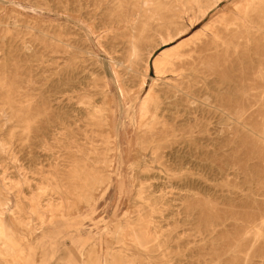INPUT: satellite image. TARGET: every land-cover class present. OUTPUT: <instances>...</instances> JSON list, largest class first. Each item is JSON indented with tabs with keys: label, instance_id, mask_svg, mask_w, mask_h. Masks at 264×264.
I'll return each mask as SVG.
<instances>
[{
	"label": "rangeland",
	"instance_id": "374dc122",
	"mask_svg": "<svg viewBox=\"0 0 264 264\" xmlns=\"http://www.w3.org/2000/svg\"><path fill=\"white\" fill-rule=\"evenodd\" d=\"M155 1L0 0V219L15 250L0 264H264V0ZM156 4L169 28L152 27ZM125 20L147 22L130 73ZM181 43L193 61L158 75L150 58L139 91L147 53ZM149 90L177 101L162 165L146 157L165 170L137 174Z\"/></svg>",
	"mask_w": 264,
	"mask_h": 264
},
{
	"label": "bare ground",
	"instance_id": "6f19581e",
	"mask_svg": "<svg viewBox=\"0 0 264 264\" xmlns=\"http://www.w3.org/2000/svg\"><path fill=\"white\" fill-rule=\"evenodd\" d=\"M157 1V0H156ZM155 1V2H156ZM172 1V0H171ZM137 2L140 3L141 10L145 9L146 4L148 3V0H137ZM154 3V2H153ZM188 6V5H187ZM166 9V7L164 8ZM252 12V11H251ZM235 13V12H234ZM238 13V12H237ZM138 15V14H137ZM242 15V14H241ZM233 16V15H232ZM235 16V15H234ZM238 16V15H237ZM152 19H154V24H152L153 28L155 30L157 29H161L163 27H168L172 24L171 20H166L165 17H167L163 11L161 10V7L159 5H155L154 9H153V15L150 16ZM174 18V17H173ZM151 19V20H152ZM135 21V20H134ZM145 21V20H144ZM147 22H139V23H130L129 21L125 20V24H127V30H128V36H127V43L126 46L128 48V54H127V60L124 63L121 62L124 68L125 73H130V71L132 70V65L133 63H135V55H136V51L137 48L139 46V42L142 39V34L145 31V26H146ZM169 28V27H168ZM208 28V27H207ZM152 30V29H151ZM154 31V30H153ZM155 32V31H154ZM182 34V30H173L170 32H167L166 35H162L161 37V44H167L173 40H175L177 37H179ZM206 34V31L205 33ZM211 34V33H210ZM204 36V35H203ZM202 39V38H201ZM199 40V39H198ZM205 42V41H204ZM210 42V41H208ZM206 42V43H208ZM119 44V43H118ZM210 44V43H209ZM212 44V43H211ZM181 45L183 46V44H179V45H174L172 47H166V48H162L160 49V51L156 54L152 56V52L150 51L149 53H147L145 59H144V69H143V73L141 75L140 78V84H139V91L141 90L142 86L145 83V79L147 74V67L149 64V60L150 58H152V65L153 68L155 70V72L158 75L164 74L166 72L173 71V69H176L177 67H181L182 65H184L185 63L188 62H192L193 59H191L192 57H189V59H182V55L180 54V47ZM204 45V44H203ZM206 45V44H205ZM124 46V45H122ZM116 47V46H115ZM155 47V46H154ZM208 47V46H207ZM143 49V48H142ZM198 49V48H197ZM200 49V48H199ZM198 49V50H199ZM153 50V49H152ZM188 50V49H186ZM185 50V52H186ZM184 53V52H183ZM199 57V56H198ZM201 57V56H200ZM203 59V58H202ZM120 60V59H119ZM199 61V60H198ZM115 63V62H114ZM120 64V63H119ZM192 64V63H191ZM118 66V65H117ZM135 66V65H134ZM187 67V66H186ZM134 68V67H133ZM184 68V67H183ZM133 71V70H132ZM177 73V72H176ZM180 74V73H179ZM192 72H186L183 74V78L186 76L187 78L192 79ZM179 77V76H178ZM185 77V78H186ZM195 77V76H194ZM199 78V77H198ZM202 78V77H201ZM157 79V78H156ZM177 79V78H176ZM195 79V78H194ZM196 80V79H195ZM204 80V79H203ZM193 81V80H192ZM181 83V82H180ZM155 84V83H154ZM166 84V83H165ZM158 85V84H157ZM169 86V85H168ZM172 86V84H171ZM153 87V86H152ZM157 87V86H156ZM179 87V86H178ZM174 88V87H173ZM156 89V88H155ZM153 90V89H152ZM152 90L147 93L148 96V104L146 107V112L143 113L141 115V117L139 118V123L136 125V149L134 151V158H135V162L139 161V167L137 169V174L140 173V171H150L152 168H158L161 169L160 171H164L165 168L160 167L159 165H162L161 162L159 161L161 158V153L159 152L160 148H162V143H160V140L157 138L160 136L161 133L165 132V127L164 124L162 122V118H163V112H164V107L163 105H170L171 103L177 101V98H173L171 93H159L157 96L153 95ZM196 90V89H195ZM158 91V90H157ZM170 91V89H169ZM180 91V90H179ZM160 92V90L158 91ZM164 92V91H163ZM173 92V91H172ZM175 92V91H174ZM181 92V91H180ZM198 93V92H197ZM194 94V93H193ZM139 95L135 96V99L138 98ZM188 98L190 100H194L195 98H193L190 95H187ZM111 97V96H110ZM109 97V98H110ZM175 97V96H174ZM110 101V100H109ZM111 102H109L110 104ZM98 104V103H97ZM106 109V108H105ZM110 109V108H109ZM107 109V110H109ZM112 112V113H111ZM114 115V111L109 110L107 111V113L105 114V120L108 124V128L110 131V127H113V116ZM137 119V118H136ZM133 121V120H132ZM161 123V124H160ZM157 124H160V126H156ZM114 129V128H113ZM142 131L145 133H142ZM109 137H111L109 135ZM112 141V140H111ZM107 143H110V140H107ZM194 143V142H193ZM112 144V143H111ZM191 146V144H190ZM135 147V146H134ZM106 149H108V147H106ZM111 151H115V146H111V148H109ZM146 157H148V159L150 160V162H156L155 164H159V165H150L147 162ZM104 162V160H103ZM110 164H108L109 166ZM153 166V167H152ZM96 177V176H95ZM139 175H137V183L135 184V192L133 194V196H137L138 198H141V200L139 201V205L143 207L144 203L143 200H146V204L148 206V208H150L149 206L151 205V201H153L154 197H152L151 192H148V187L147 185H142V182L139 179ZM109 180V177L106 176L105 178H103V180L101 181V184L99 185V187L102 186L103 183H107ZM98 181V180H97ZM105 185V184H104ZM92 187V186H91ZM96 189V188H95ZM93 188V191L95 190ZM1 194V193H0ZM2 197V196H1ZM86 197V196H85ZM90 199H92L90 197ZM89 200V199H88ZM3 200H1L2 202ZM133 201V200H132ZM137 201V200H136ZM92 202V201H91ZM154 204V203H153ZM134 205H137V202L133 205H131V207H133ZM1 206V205H0ZM130 206V205H129ZM130 207V208H131ZM141 208V207H140ZM145 208V207H143ZM142 208V209H143ZM141 209V210H142ZM192 209V208H191ZM140 210V211H141ZM151 210V209H150ZM152 211V210H151ZM150 211V212H151ZM155 212V211H154ZM152 213V212H151ZM130 214V210L126 211L125 213H123V216L121 217V220L119 221H125L129 222V215ZM152 215V214H151ZM153 216V215H152ZM151 216V217H152ZM149 216V218H151ZM154 217V216H153ZM147 218V217H146ZM155 218V217H154ZM153 218V219H154ZM188 218V217H187ZM152 219V220H153ZM156 219V218H155ZM116 220L112 219L111 223H114ZM146 221V220H145ZM144 221V222H145ZM149 221V220H148ZM151 221V220H150ZM154 222V221H153ZM146 223V222H145ZM159 223V222H158ZM191 223V222H190ZM151 224V223H150ZM42 225V224H41ZM148 225V224H147ZM160 225V223H159ZM136 226V225H135ZM150 226V225H149ZM156 226V225H154ZM161 226V225H160ZM134 227V226H133ZM147 227V226H146ZM163 227V226H161ZM118 228V227H117ZM126 228V227H125ZM139 228V227H138ZM160 228V227H159ZM140 229V228H139ZM138 229V230H139ZM153 229V226H152ZM157 229V228H156ZM161 229V228H160ZM160 229H157L158 231ZM124 230V229H123ZM135 230V229H134ZM148 230V229H147ZM156 230V231H157ZM163 230V229H161ZM132 231V230H131ZM140 231V230H139ZM138 231V232H139ZM146 231V229H145ZM117 232V230H116ZM134 232V231H133ZM151 232V229H150ZM153 232V231H152ZM151 232V233H152ZM167 232V231H166ZM124 233V232H123ZM130 233V232H129ZM149 233V232H148ZM4 234V226L2 224V221L0 219V239H2L1 243L4 244V248H2L0 251H2V254H6L9 258H13V256L15 255V250L12 248V246H10L5 240H3V235ZM140 234V233H139ZM116 235V234H115ZM125 235V234H123ZM130 235V234H128ZM162 235V234H161ZM164 235V234H163ZM21 236V235H20ZM127 236V235H126ZM160 236V235H159ZM171 236V235H170ZM121 237V236H120ZM149 237V236H148ZM156 237V234H155ZM161 237V236H160ZM179 237V236H178ZM115 238V237H113ZM140 238V237H139ZM127 239V238H126ZM138 239V238H136ZM180 239V238H179ZM130 240V239H129ZM166 240V239H164ZM143 241V240H142ZM168 242V241H167ZM166 242V243H167ZM127 243V242H126ZM145 243V242H144ZM149 243V242H148ZM157 243V242H156ZM162 243V242H161ZM137 244V243H136ZM146 244H147V240H146ZM170 244V243H169ZM179 245V244H178ZM90 247V246H89ZM143 247V246H142ZM178 247V246H177ZM180 247V246H179ZM178 247V248H179ZM129 248V247H128ZM153 248V247H152ZM159 248V247H158ZM87 249V248H86ZM85 249V250H86ZM134 249V248H133ZM139 250V249H138ZM167 250V249H166ZM111 251V250H110ZM130 251V250H129ZM149 251V250H148ZM18 252V250H17ZM16 252V253H17ZM170 252V251H169ZM82 253V252H81ZM90 253V252H88ZM1 254V255H2ZM31 254L33 256V258L35 259V262H41V258L39 257L38 253L35 250H31ZM107 254V253H106ZM110 254V253H108ZM171 254V252H170ZM83 255V254H82ZM88 255V254H87ZM129 255V253H128ZM132 255V254H131ZM144 255V254H143ZM142 256V255H141ZM87 257V256H86ZM82 258V257H81ZM144 259V258H143ZM147 259V258H146ZM145 259V260H146ZM6 260V259H5ZM160 260V259H159ZM18 262V261H17ZM48 263V262H47ZM17 264V263H16Z\"/></svg>",
	"mask_w": 264,
	"mask_h": 264
}]
</instances>
